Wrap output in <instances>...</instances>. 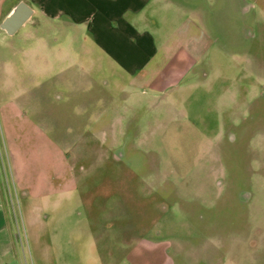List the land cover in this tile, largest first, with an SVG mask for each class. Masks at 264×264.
I'll use <instances>...</instances> for the list:
<instances>
[{
    "label": "rangeland",
    "instance_id": "1",
    "mask_svg": "<svg viewBox=\"0 0 264 264\" xmlns=\"http://www.w3.org/2000/svg\"><path fill=\"white\" fill-rule=\"evenodd\" d=\"M143 16L134 74L61 22L0 28V264H264V0Z\"/></svg>",
    "mask_w": 264,
    "mask_h": 264
},
{
    "label": "crops",
    "instance_id": "2",
    "mask_svg": "<svg viewBox=\"0 0 264 264\" xmlns=\"http://www.w3.org/2000/svg\"><path fill=\"white\" fill-rule=\"evenodd\" d=\"M20 1L33 9L30 18L23 24L25 26L37 24L41 17L50 24L61 22L64 26L75 27L90 38L98 53L110 57L124 72L134 74L150 69L153 65V58L158 51L154 35L140 28L143 22L146 23L147 18L143 13L147 11L151 0H5V4H8L4 8L2 6L0 22ZM195 39V36L186 39L187 49L184 44L181 45L185 47L187 56H191L189 42ZM3 217L0 210V227L6 223Z\"/></svg>",
    "mask_w": 264,
    "mask_h": 264
},
{
    "label": "water",
    "instance_id": "3",
    "mask_svg": "<svg viewBox=\"0 0 264 264\" xmlns=\"http://www.w3.org/2000/svg\"><path fill=\"white\" fill-rule=\"evenodd\" d=\"M32 13L33 9L26 2L20 1L2 19L0 28L11 35L30 18Z\"/></svg>",
    "mask_w": 264,
    "mask_h": 264
}]
</instances>
